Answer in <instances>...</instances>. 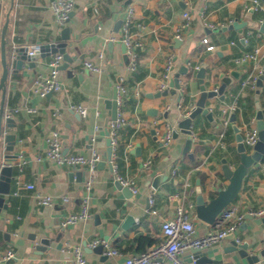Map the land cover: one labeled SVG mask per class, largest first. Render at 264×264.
<instances>
[{"label": "crops", "instance_id": "0c3cea01", "mask_svg": "<svg viewBox=\"0 0 264 264\" xmlns=\"http://www.w3.org/2000/svg\"><path fill=\"white\" fill-rule=\"evenodd\" d=\"M259 1L262 7L255 10L251 0H75L73 14L64 26L70 28L66 51L75 58L66 69L59 71L57 80L61 89L44 97L31 90L38 75L48 74L51 56L37 58L33 68L25 61L17 74L7 79L4 114L13 108L19 111L11 116L13 125L4 127V132L15 134L12 153L17 154V158L9 163L13 166V179L10 194L4 195L7 208L0 210V250L12 249L16 259L0 264H62L69 255L68 249L74 245L81 246L86 264L120 263L126 256L161 241V222L173 215L176 203L168 196L180 190L184 180L191 183L195 170L204 176L201 188L206 199L211 198L216 188L227 184V179L221 175L220 159L227 157L234 166L238 158L232 124L242 135L255 125V103L264 110V80L259 92H256L257 86L252 89L243 85L256 64L234 60L245 50L264 46V29H261L264 1ZM49 4L50 0L0 1V33L7 20L5 41L12 50L9 60L13 46L62 41L64 27L57 25ZM128 8L132 9L130 31L142 44L134 71L127 68L120 40V28ZM183 12L190 14L189 24L181 30V43L176 45L175 33L185 20ZM258 13L260 16L255 18ZM119 20L121 23L114 31ZM234 20L247 23L241 31L234 27L221 30ZM203 37L214 46L213 50L206 49L201 42ZM110 41L111 47L108 46ZM169 55L173 56V70L164 80L163 68ZM84 60L101 66L102 71L96 74L87 70L82 66ZM263 61L264 56L259 63L261 69ZM183 65L188 71L178 77L180 88L174 94L168 92L155 97L161 82L165 81L168 89L174 86V75ZM193 66L205 68L207 88L217 87L223 79L228 83L223 100L217 96L207 100L212 119L199 115L193 121V158H190L182 154L184 134L178 133L166 148L161 146L159 137L165 123L178 130L177 123L184 117L178 106L183 96L191 98L192 105L199 96L200 83ZM234 70L239 73L237 77L232 75ZM119 78H123L127 86L120 107L125 124L119 131L113 170L108 161L100 162L105 160V127L110 120L105 102L111 98ZM71 105L85 107L86 115L82 116ZM232 105L236 106L235 110L230 109ZM243 106L248 112L253 110V115L244 118ZM30 107L35 111L28 112ZM152 109L157 113L153 114ZM232 113L235 114L234 123L229 120ZM225 119L229 121L226 128ZM53 130L59 132L64 153L89 156L95 148L101 156L88 200L90 217L66 226L62 225V218L80 209L88 172L85 168L74 169L52 160L37 161L36 157L46 149V136ZM223 130L224 146L221 147L218 141ZM148 158L152 164L144 168L142 163ZM21 159L26 163L22 166L20 180L34 184L32 190L17 187L15 164ZM172 168L178 172L175 176ZM115 174L134 180L138 188L134 197L126 198L115 186ZM159 174L166 179L154 189L152 181ZM37 193L52 195L53 203L37 205ZM65 194L70 200L64 203L61 196ZM150 194L154 198L152 205L148 202ZM188 200L195 204L194 184L184 202ZM232 204L245 214L264 207V155L258 166L249 168ZM190 212L198 234L210 228V224L196 217L195 206ZM128 215L134 217V223L124 228ZM234 235L240 242L257 243L258 248H262L264 223L244 218ZM139 236L151 241L143 250H139L142 246L136 241ZM43 237L50 238L51 243L45 251L37 250L35 246ZM95 238L107 240L121 255L116 259H101L99 254L90 251L89 242ZM58 242H61L59 248ZM228 246L229 240L223 239L201 251L213 259H220L222 264H264V256L248 263L235 251L225 252ZM190 251L187 249L181 254L186 263Z\"/></svg>", "mask_w": 264, "mask_h": 264}, {"label": "built area", "instance_id": "2783aa9c", "mask_svg": "<svg viewBox=\"0 0 264 264\" xmlns=\"http://www.w3.org/2000/svg\"><path fill=\"white\" fill-rule=\"evenodd\" d=\"M1 1V0H0ZM252 8L258 10L262 7L259 0H251ZM75 5V0H50L49 7L53 12L55 21L59 27H64L69 19L70 12L73 11ZM131 16L132 9L128 8L125 19L122 22L120 28V40L125 45V54L128 58L127 68L130 71H134L137 66V59L139 54V49L141 47V42L135 38V35L130 31L131 24ZM183 18L185 19L177 29L175 33L176 38H181V30L188 26L190 14L188 12H183ZM210 27V25H207ZM110 39H113L111 36ZM245 40V38H244ZM201 42H203L206 46L207 50H213L214 46L210 44L206 37L201 38ZM27 47V54L32 55L36 53L40 45L33 44ZM16 49V46H13V53ZM101 55V53H99ZM264 56V46H254L249 50L243 51L239 56L235 57V61L240 62H252L256 64V67L246 76L243 81V85L248 86L252 89L256 87V79L258 74L262 71L261 67H259V63ZM173 56L169 55L166 59L163 68V78L167 80L173 70ZM63 61V56L61 53H55L51 55L49 59V72L47 75L42 76L38 75L31 87L33 93L44 97L49 92H56L61 89L60 83L57 80V76L59 74V65ZM82 66L87 70L94 72L96 74L102 71L101 66L89 61L84 60L82 62ZM194 70H198V66L194 67ZM168 86L165 81L161 82L159 85V91L167 89ZM117 91V113L116 117L113 120H109L107 123L108 137L110 139L111 145V157L109 162L113 170L115 169L114 158L115 152L118 147L119 142V131L122 126L125 124V118L120 109L123 101V97L127 92V86L125 84V80L123 78H119V81L116 85ZM178 106L181 108L183 116L187 115L190 109L182 104V101L178 103ZM71 108L77 110L79 114L82 116L86 115V109L80 105H71ZM232 110L236 109L235 105H232ZM19 111V108H13L5 114V116L11 117L13 114ZM35 109L30 107L28 108V112H34ZM53 114H57V110L53 112ZM223 125L226 128L229 126V121L225 119L223 121ZM176 128L169 123L164 124V132L159 137V142L161 146L166 148L170 145L173 140V131ZM224 130L219 134V145L221 147L224 146ZM258 140V130L255 125L247 128L242 134V141L244 145L251 149L253 145ZM46 149L42 154H39L36 159L40 160H52L59 165L68 166L74 169L85 168L88 172V177L84 181V194L81 199L80 209L73 213H68L62 218V225L66 226L72 223H75L79 220H84L90 217L88 200L90 196V189L92 182L94 180L96 164L100 161L101 156L99 152L95 149H91V154L89 156H85L80 153H64L61 148V141L59 137V132L57 130H53L50 132L46 138ZM26 163L24 159H21L18 163L15 164L18 174L16 176V184L17 187L23 186L26 189H34V184L32 183H23L20 180V172L22 170V166ZM152 164L151 158L143 161L142 166L144 168H148ZM177 170L172 168V175L175 176ZM115 181H118L121 185L129 187L130 191L135 194L138 190L137 185L134 180L125 178L118 174L114 176ZM192 189V184L186 179L183 182L180 190L172 192L168 197L171 201L176 202L174 213L170 218H166L161 222V232L162 239L157 244L151 245L146 248L144 251L139 252L137 254H130L124 258V260L120 263L113 264H189L186 263L181 254L184 250L191 248H199L206 249L209 246L220 242L225 239V237L229 234H234L238 229L239 224L244 220L245 213L238 210V207L232 203H230L227 207L222 209L218 215L216 216L214 222L210 224V228L202 234H198L195 229V225L193 223V214L190 210L194 209V202L187 201L184 202L187 197V192ZM18 190V189H17ZM15 193H18L15 191ZM70 197L68 194L61 196L62 202H68ZM36 204L39 206L51 205L54 201V197L50 194H39L35 195ZM148 202L150 205L153 204L154 198L150 194L148 196ZM185 203L187 205H185ZM248 214L261 218L264 217V207H258L255 209H251L248 211ZM237 242H240L239 239H236ZM101 244L103 246L102 253L107 257H112L114 259L118 258L121 253L111 246V244L102 238H95L89 242V247L93 248L96 245ZM69 255L62 264H86V256L80 245H74L68 249ZM16 259V253L8 248L0 250V263H4L7 261H11ZM264 263V258L262 260Z\"/></svg>", "mask_w": 264, "mask_h": 264}, {"label": "water", "instance_id": "95a60500", "mask_svg": "<svg viewBox=\"0 0 264 264\" xmlns=\"http://www.w3.org/2000/svg\"><path fill=\"white\" fill-rule=\"evenodd\" d=\"M264 1V0H263ZM73 12H70V17ZM121 23L119 20L115 26L117 27ZM247 22H239L234 20L227 26H223L221 30L230 29L232 27L238 28L241 31V28L246 25ZM7 28V20L4 26L1 29L0 33V64H1V74H0V91H1V100H0V210L1 208H7V202L5 201V196L10 194L11 181L13 179V166L9 164L17 158V154L12 153L13 145L15 144V134L4 132V127H11L13 125V118L5 116L4 114V98L6 92V84L9 76H15L19 69L22 68L25 61L28 62L29 67L35 66V61L37 58L44 59L47 56H51L55 53H61L63 56V61L59 65V70H64L68 65L74 60L75 56H70L66 51L67 40L69 39L70 28L64 27L61 32L62 41L57 43H43L40 44L39 50L32 54H27L26 46H19L14 50V55L9 60V57L6 52V41H5V32ZM261 29H264V23L261 24ZM209 31V28L205 29ZM174 43L177 45L181 43L179 38L174 39ZM108 46H112V42H108ZM122 50L125 53V45H122ZM126 62L128 61L127 56L125 55ZM188 68L186 65L181 66L179 71L174 75V86L172 88H167L162 91H157L154 96H165L168 92L174 94L176 89L180 88L178 82V77L180 74H186ZM239 73L237 71H232V75L237 77ZM195 76L198 78L200 83V93L197 97L195 103L191 106L190 111L177 123L178 130L173 131V138H176L178 133L185 135V141L182 148V154L193 158L191 153V147L194 141L193 137V121L199 115L205 116L207 119H212V111L209 106H207V100L213 97H218L220 100L224 99V89L228 80L223 79L222 82L214 88H207L205 82V68L200 67L195 73ZM264 80V61L262 66V71L258 74L256 79V86L258 89L256 92H259V88L263 85ZM52 92H49L47 96L51 95ZM117 91L116 88L113 91V94L110 99L106 100V106L110 115V119L113 120L116 117L117 113ZM255 127L258 130V140L253 145V147L248 150L242 141V135L240 129L232 124V129L236 133V152L238 153V158L235 162V165L232 166V163L227 157H222L220 159V171L221 175L227 179V184L224 187H218L215 189V193L211 198L206 199L201 188L200 178L197 177L194 181V191H195V215L198 219L204 221L207 224H212L218 215V213L227 207L233 200L237 197L239 190L241 189L243 179L248 172L249 168L252 166H258L263 155H264V110L260 105L255 103ZM153 114L157 113V110L152 109ZM166 116V112L163 113ZM229 120L234 123L235 114L232 113L229 117ZM154 133V130H152ZM106 134V152L104 156V161H101L100 164H104L105 161H108L109 166L111 164L109 159L111 157V145L110 139L108 137V130L105 127ZM138 151V150H137ZM166 179V176L159 174L154 177L152 181V188L156 189L161 180ZM115 186L121 190L126 198L134 197V194L130 191L129 187L121 185L118 181H115ZM245 219H253L254 222L260 224L264 223V217L254 218L248 213L245 214ZM134 223V217L128 215L123 227L127 225H132ZM7 237V234H6ZM107 239V238H106ZM229 240V246L226 248L225 252L235 251L241 257H245L248 263H253L259 261L260 257L264 256V246L258 248L257 243L249 245L247 242H237L234 234H229L225 237ZM51 243V239L43 237L39 240L38 244L35 246L37 250L45 251ZM57 247H61V242H58ZM90 251H93L101 256V259H106L107 256L102 253L103 246L101 244L96 245L91 248ZM189 264H222L220 259H213L207 254H204L199 248H191L189 253V259L187 260Z\"/></svg>", "mask_w": 264, "mask_h": 264}, {"label": "trees", "instance_id": "16d2710c", "mask_svg": "<svg viewBox=\"0 0 264 264\" xmlns=\"http://www.w3.org/2000/svg\"><path fill=\"white\" fill-rule=\"evenodd\" d=\"M260 16V14H256L254 17L255 18H258ZM12 50L6 45V52H7V55L9 56L10 55V52ZM195 66H193V69H194ZM253 92V91H252ZM182 104L184 105H187V107L190 109L191 106H192V100L191 98H189L188 96H183L182 98ZM250 105H252V103H250ZM244 108H242V114L244 116V118H248L249 116L253 115V110L251 111H247L245 106H243ZM178 173V172H177ZM176 173V174H177ZM196 177H199L200 178V181H201V184L203 183V180H204V176L203 174L199 171V170H195L194 173L192 174V181H191V184H194V180L196 179ZM212 197V196H211ZM145 240V241H143ZM136 241L139 243V246L141 245L142 247L139 249V250H143L145 245H149L151 244V241L149 239H145L144 237L142 236H139L136 238ZM145 243V244H144Z\"/></svg>", "mask_w": 264, "mask_h": 264}]
</instances>
